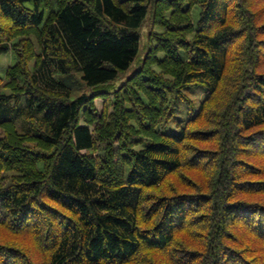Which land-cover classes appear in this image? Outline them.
<instances>
[{
	"label": "trees",
	"instance_id": "1",
	"mask_svg": "<svg viewBox=\"0 0 264 264\" xmlns=\"http://www.w3.org/2000/svg\"><path fill=\"white\" fill-rule=\"evenodd\" d=\"M9 51L0 264H264V0H0Z\"/></svg>",
	"mask_w": 264,
	"mask_h": 264
},
{
	"label": "rangeland",
	"instance_id": "2",
	"mask_svg": "<svg viewBox=\"0 0 264 264\" xmlns=\"http://www.w3.org/2000/svg\"><path fill=\"white\" fill-rule=\"evenodd\" d=\"M197 9H194L192 11V16H191V25L194 26L196 21H197ZM151 22H150V17L149 14L146 16L144 22L141 25V28L139 29V34H140V46H139V51L138 54L136 56L135 61L133 62V64L130 66V68L125 72V74L120 77L117 81V84H121L127 77H129L139 66V61L143 58L145 51L147 49L148 46V35H149V31L151 29ZM156 32H159V30H154ZM161 32V31H160ZM15 63V56L14 53L12 51L7 52L6 54H2L0 55V79L2 81L1 85H0V94H4L7 95L9 93V91L7 90V88L4 87L5 83H6V75H5V71L8 67L13 66ZM30 68L32 67V63H30ZM79 79V75L76 74V76ZM74 80V78H73ZM77 83V86H80L81 84L78 83V80H75ZM80 81V80H79ZM82 89V88H80ZM204 88L202 87H187L185 88L182 92L184 93V95H186V97L188 99L191 100V102L197 106V104L201 101V99L204 97L205 92L203 91ZM82 92H85L87 94H91V91L89 89H87L86 87H84L82 89ZM96 110L98 112V114H101L103 106H102V102L99 100L94 101ZM185 118L184 116V108L183 105L179 106V110L178 112L175 114L174 118L171 120V122L169 123V125L167 126L165 131H168L170 133H174L177 131V126L176 123L179 120H183ZM82 124V122H80ZM1 133V131H0ZM19 238V237H17ZM4 240L5 242H8V240H15V237L12 236V234H10L9 232H5L0 228V243H2ZM30 241L25 239L23 245L25 243H29ZM29 250V248H28ZM34 253H32L33 255ZM35 258V254L34 257ZM37 262V260H34V263Z\"/></svg>",
	"mask_w": 264,
	"mask_h": 264
}]
</instances>
